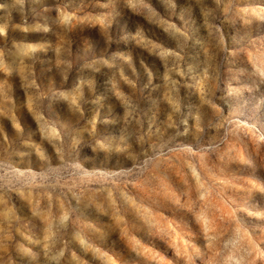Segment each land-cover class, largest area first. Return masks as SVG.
<instances>
[{"label":"rangeland","instance_id":"374dc122","mask_svg":"<svg viewBox=\"0 0 264 264\" xmlns=\"http://www.w3.org/2000/svg\"><path fill=\"white\" fill-rule=\"evenodd\" d=\"M0 264H264V0H0Z\"/></svg>","mask_w":264,"mask_h":264}]
</instances>
